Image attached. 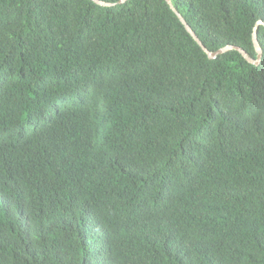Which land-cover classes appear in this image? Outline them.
Wrapping results in <instances>:
<instances>
[{
	"label": "trees",
	"instance_id": "obj_1",
	"mask_svg": "<svg viewBox=\"0 0 264 264\" xmlns=\"http://www.w3.org/2000/svg\"><path fill=\"white\" fill-rule=\"evenodd\" d=\"M171 3L259 64L165 0H0V264H264V0Z\"/></svg>",
	"mask_w": 264,
	"mask_h": 264
},
{
	"label": "water",
	"instance_id": "obj_2",
	"mask_svg": "<svg viewBox=\"0 0 264 264\" xmlns=\"http://www.w3.org/2000/svg\"><path fill=\"white\" fill-rule=\"evenodd\" d=\"M94 3L100 5V6H104V7H111L115 4H124L127 0H119L117 3L112 4V3H105L99 0H92ZM166 3L169 5L170 9L173 11V13L177 16L178 20L181 22V24L184 26L185 30L190 34V36L194 39V41L200 46V48L203 50V52L208 56L209 59H214L215 57H217L218 55H221L229 50H236L238 51L242 57H244L249 63L251 64H259V61L261 60V55H262V50L261 47L258 43V39H257V35H256V31L258 26L263 25L262 21H258L254 27V31L252 34V43L254 46V49L257 53V57L255 60L251 59L248 57V55L240 48H236V47H224L221 48L219 50H217L216 52H210L208 51L200 42V40L196 37V35L194 34V32L192 31V29L190 28V26L185 22V20L183 19V17L176 11V9L173 7L172 3L170 0H165Z\"/></svg>",
	"mask_w": 264,
	"mask_h": 264
},
{
	"label": "clouds",
	"instance_id": "obj_3",
	"mask_svg": "<svg viewBox=\"0 0 264 264\" xmlns=\"http://www.w3.org/2000/svg\"><path fill=\"white\" fill-rule=\"evenodd\" d=\"M171 1V0H170ZM174 7V6H173Z\"/></svg>",
	"mask_w": 264,
	"mask_h": 264
}]
</instances>
